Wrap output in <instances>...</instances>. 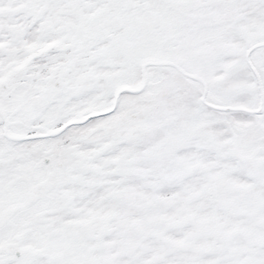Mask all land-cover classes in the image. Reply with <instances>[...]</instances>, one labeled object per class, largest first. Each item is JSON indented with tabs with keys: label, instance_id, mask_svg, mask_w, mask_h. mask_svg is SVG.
Segmentation results:
<instances>
[{
	"label": "snow or ice",
	"instance_id": "obj_1",
	"mask_svg": "<svg viewBox=\"0 0 264 264\" xmlns=\"http://www.w3.org/2000/svg\"><path fill=\"white\" fill-rule=\"evenodd\" d=\"M0 264H264V0H0Z\"/></svg>",
	"mask_w": 264,
	"mask_h": 264
}]
</instances>
